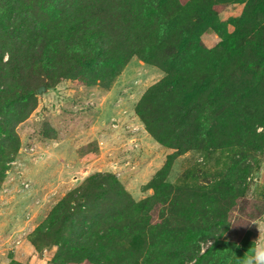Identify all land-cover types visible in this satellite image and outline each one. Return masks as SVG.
I'll return each instance as SVG.
<instances>
[{
    "label": "trees",
    "instance_id": "16d2710c",
    "mask_svg": "<svg viewBox=\"0 0 264 264\" xmlns=\"http://www.w3.org/2000/svg\"><path fill=\"white\" fill-rule=\"evenodd\" d=\"M230 4H242L240 14L221 20ZM207 31L218 36L212 47L201 42ZM133 57L164 72L134 113L172 152L138 201L99 171L62 197L46 217L57 236L75 221L58 264H242L253 232L232 222L264 157V0H0V186L20 145L6 118L24 120L40 85L72 78L109 90ZM191 150L207 158L169 182L176 157ZM216 154L220 170L202 182L200 165Z\"/></svg>",
    "mask_w": 264,
    "mask_h": 264
},
{
    "label": "rangeland",
    "instance_id": "374dc122",
    "mask_svg": "<svg viewBox=\"0 0 264 264\" xmlns=\"http://www.w3.org/2000/svg\"><path fill=\"white\" fill-rule=\"evenodd\" d=\"M242 7V4H230L220 11L219 18L226 20L238 15ZM232 29L228 25V31ZM216 41L218 36L212 31H207L201 39L206 47L214 46ZM6 58L5 54L4 60ZM163 75L159 68L133 57L108 91L97 85L87 87L77 79H62L54 86L46 87L43 93H36V106L24 120L15 123L14 117L6 118L20 144L14 159L19 158L23 162L22 176L32 184V189L23 190L17 182L19 180L14 179L12 191L2 193L6 182L13 180V176L8 174L0 186V207L5 208L4 212L0 209V264H58L65 257L63 255L71 253L65 252L67 249H62L61 245L73 235L75 221L70 227L68 222L65 223L57 236L52 233L58 228V223L48 225L46 217L62 197L94 172L113 173L135 201L153 193L148 187L149 182L172 150L156 142L144 128L138 135L129 136L125 124L131 120L138 123L134 116L136 102ZM37 77L32 74L27 85L38 83ZM27 145H33L32 155L24 153ZM218 157L217 154L208 157L210 162L205 167L200 165L202 182L206 180L203 178L205 172L212 174L220 170ZM205 158L207 154L199 150L177 156L167 180L178 183L186 172L193 171ZM8 169L14 172L12 165ZM235 207L233 226L250 229L255 245L264 241V157L260 169L248 180L245 197ZM256 207L263 213L254 219L253 209ZM22 212H29L30 217L23 219ZM152 218L158 220V210ZM41 224L47 227L30 237L34 228ZM46 232L50 237L45 235ZM51 235L54 236L53 241ZM17 239L20 240L18 244ZM205 246L202 244L201 252ZM32 255L37 257L36 262L35 259L30 260ZM79 259L78 256L72 257L66 264H93L86 258Z\"/></svg>",
    "mask_w": 264,
    "mask_h": 264
},
{
    "label": "built area",
    "instance_id": "2783aa9c",
    "mask_svg": "<svg viewBox=\"0 0 264 264\" xmlns=\"http://www.w3.org/2000/svg\"><path fill=\"white\" fill-rule=\"evenodd\" d=\"M134 116L136 117V119L138 121L137 124L132 123V120H131V122L128 121L125 124V128L128 129L129 136L135 135V134L138 135V132L140 130H143V126H142L141 122L138 120L135 113H134ZM135 117L133 118V121L135 120ZM112 125L114 126V124H112ZM24 148H25V150L23 149L24 153L32 155L30 151L34 150L33 145H27ZM9 165H12L14 167V173L11 171V169L7 170L8 176L12 175L13 180H10L9 182L7 181L6 184L4 185V187L2 188L1 192L6 193V194L10 193L12 191L11 184H14L16 182L15 180H19L17 182L19 183V185L21 186V188L23 190L30 191L32 189V184L28 180H26V178H23V176H22L23 171H24L23 162H21L18 158V159H14L13 161H11ZM15 170L17 173L15 172ZM37 203H39V202H37ZM29 214H30L29 212H24L21 216H23V219H28L30 217ZM19 241L20 240L17 239L16 243L18 244Z\"/></svg>",
    "mask_w": 264,
    "mask_h": 264
},
{
    "label": "clouds",
    "instance_id": "9594fccd",
    "mask_svg": "<svg viewBox=\"0 0 264 264\" xmlns=\"http://www.w3.org/2000/svg\"><path fill=\"white\" fill-rule=\"evenodd\" d=\"M250 251L251 255H244L242 264H264V241H258Z\"/></svg>",
    "mask_w": 264,
    "mask_h": 264
},
{
    "label": "crops",
    "instance_id": "0c3cea01",
    "mask_svg": "<svg viewBox=\"0 0 264 264\" xmlns=\"http://www.w3.org/2000/svg\"><path fill=\"white\" fill-rule=\"evenodd\" d=\"M107 91H108V90H107ZM144 131H145V130H144ZM13 173H14V172H13ZM8 182H9V181H8ZM11 186H13V188H14L15 185H14V184H11ZM0 209H1V212H4V209H5V208H4L3 206H1ZM17 209H18V208H17ZM19 209H20V207H19ZM1 212H0V215L2 214ZM19 248H20V247H19ZM19 252H21V251H19ZM31 258H32V259H31ZM31 258H30V260L33 261V260L35 259V262H36L37 257H36L35 255H32ZM39 261H41V260H39Z\"/></svg>",
    "mask_w": 264,
    "mask_h": 264
},
{
    "label": "water",
    "instance_id": "95a60500",
    "mask_svg": "<svg viewBox=\"0 0 264 264\" xmlns=\"http://www.w3.org/2000/svg\"><path fill=\"white\" fill-rule=\"evenodd\" d=\"M46 90H47V88H46L45 85H40V86L37 88V93H38V94H41V93H43V92L46 91Z\"/></svg>",
    "mask_w": 264,
    "mask_h": 264
}]
</instances>
